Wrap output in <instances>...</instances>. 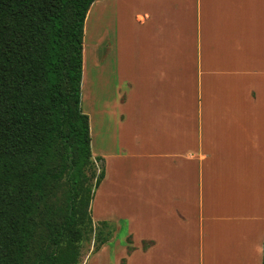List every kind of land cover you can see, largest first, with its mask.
I'll return each mask as SVG.
<instances>
[{
    "label": "crops",
    "instance_id": "1",
    "mask_svg": "<svg viewBox=\"0 0 264 264\" xmlns=\"http://www.w3.org/2000/svg\"><path fill=\"white\" fill-rule=\"evenodd\" d=\"M94 11L106 86L98 218L114 228L95 256L262 264L264 0H96L86 21Z\"/></svg>",
    "mask_w": 264,
    "mask_h": 264
},
{
    "label": "trees",
    "instance_id": "2",
    "mask_svg": "<svg viewBox=\"0 0 264 264\" xmlns=\"http://www.w3.org/2000/svg\"><path fill=\"white\" fill-rule=\"evenodd\" d=\"M95 1L0 0V264H82L92 238L105 175L94 168L82 110ZM99 227L95 253L114 232Z\"/></svg>",
    "mask_w": 264,
    "mask_h": 264
},
{
    "label": "rangeland",
    "instance_id": "3",
    "mask_svg": "<svg viewBox=\"0 0 264 264\" xmlns=\"http://www.w3.org/2000/svg\"><path fill=\"white\" fill-rule=\"evenodd\" d=\"M87 28V29H86ZM101 26L98 12H93L91 18L86 21L84 28V48H85V68L87 75V85L82 80V110L90 119L91 147L94 161V168L99 174L104 170L103 163L97 158L101 157L102 142L105 141V135L102 128L101 100L102 94H105V75L102 81V48H101ZM110 85L108 88L115 93V78L111 81V74H108ZM103 82V85H102ZM100 189L96 190V195L91 204L94 232L90 241L85 242L82 247V264H104V258L101 255L95 256V248L103 236H99L100 218ZM112 227V226H111ZM124 230V229H123ZM120 232V237L124 236V231ZM103 233H108V229H103Z\"/></svg>",
    "mask_w": 264,
    "mask_h": 264
}]
</instances>
